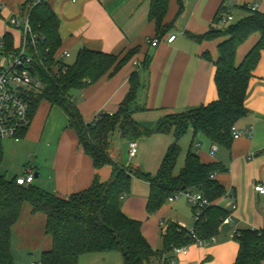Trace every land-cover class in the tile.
I'll return each instance as SVG.
<instances>
[{"label": "trees", "instance_id": "16d2710c", "mask_svg": "<svg viewBox=\"0 0 264 264\" xmlns=\"http://www.w3.org/2000/svg\"><path fill=\"white\" fill-rule=\"evenodd\" d=\"M169 1L150 0L149 18L156 24L157 39L167 29L164 19ZM179 4L182 8V0ZM222 8L223 4L215 21H221ZM241 8L246 14L224 29L190 34L198 41L227 36L218 45L219 55L215 61L217 99L184 112L165 114L150 129L135 118L136 113L147 110L139 98L148 88L145 75L149 72L150 56L145 57L142 70L130 76L129 91L118 109L112 115L101 112L95 120L86 121L74 100V91L106 74L115 73L135 55L137 49L120 57L83 47L75 60L67 63L58 55L62 45L59 19L48 0H27L22 5L21 14L27 15L33 30L42 35L38 45L30 48L36 74L43 83L41 92L34 97L31 105V122L43 100L61 108L68 116L69 127L76 132L84 151L92 158L95 169L108 165L112 173L107 181L100 180L96 175L88 188L68 197L59 196L34 182L21 185L16 177L10 179L1 172L4 148L0 137V264H15L12 236L25 204L30 205L32 213L46 216L45 233L51 238L52 245L42 252L41 264H78L84 254L115 251L122 254L124 264H157L163 256L173 259L175 247L189 246L196 242V238L210 241L220 234V228L230 213L217 202L228 192L215 176L227 173L229 167L221 161L203 162L197 140L202 135L212 145L230 147L234 139L233 126L248 112L246 96L249 83L264 49V12L247 4ZM257 32L260 33L259 40L238 63L239 46ZM15 50L13 36L7 33L2 40L0 55ZM204 57L212 60L207 51ZM28 128L20 134L21 138ZM116 128L129 141L155 134H172L173 141L157 174L128 166L111 156L110 135ZM190 129L193 138L184 165L176 172L182 153L181 141ZM133 177L150 185L146 204L148 214L156 213L170 197L184 192H199L210 204L202 209L199 218L194 212L195 224L191 230L177 222H167L161 228L163 248L155 250L143 234L142 221L129 217L122 210V200L130 194ZM234 239L238 244V253L232 264H264V228L240 229Z\"/></svg>", "mask_w": 264, "mask_h": 264}, {"label": "crops", "instance_id": "0c3cea01", "mask_svg": "<svg viewBox=\"0 0 264 264\" xmlns=\"http://www.w3.org/2000/svg\"><path fill=\"white\" fill-rule=\"evenodd\" d=\"M26 1L5 0L4 4L0 5V40L2 42L7 33L11 34L15 48L20 45L23 34L21 28L11 26L10 18L15 13H21V7ZM234 1L237 6L247 4L251 8L256 6L257 10L264 12V0H182V8L179 0H170L164 19L167 29L158 38V44L153 46L151 41L156 37V24L149 18L150 0H48L59 19L62 45L58 55L61 60L66 62V58L61 56L64 50H68L70 56L76 57L83 47L120 57L132 49H137L135 55L118 71L112 75L106 74L98 81L74 91V100L84 119L93 121L101 112H115L118 109L129 91L130 76L133 72L142 70L146 56L151 57L149 72L145 75L148 88L140 96L139 101L147 110L136 113L135 117L139 114L156 113L158 121L168 112H184L216 100L218 91L215 83V61L219 55L218 45L227 36L198 41L190 34H203L216 29L215 16L220 6L223 4L222 13L230 14L227 11H230V5ZM245 14L246 12L243 16ZM173 34L176 38L169 42L167 37ZM259 38L260 33H254L239 46L238 63ZM206 51L211 54L212 60L204 57ZM46 102L47 104L44 103L42 108L36 110L24 137L19 140L11 138L15 142H20L22 168L12 177L9 169L3 168L2 163L1 172L11 179L22 175L26 166H31L35 174L34 183L36 178H40L38 186L62 197H68L88 188L96 175L100 180L107 181L111 176L112 168L107 165L95 169L92 158L84 151L76 132L69 127L66 113L61 108ZM246 107L248 112L236 123V128L242 131V135L234 138L227 149L225 146L214 144L218 147L217 151L224 147L222 150L226 155L218 157L217 151L213 154L212 143L202 135L198 136L197 148L203 162L221 161L229 167L227 173L216 174L215 178L224 184L228 197L236 203L237 207L234 211L237 210L236 213L239 214L237 190L246 184L253 188L251 195L253 194L258 202L255 213H259L258 217H261V214L264 215V206H261L260 202L264 195L258 194L254 190V185L264 182V49L249 83ZM186 136L189 148L193 138L192 129ZM154 137L172 138L170 142L173 141L172 134ZM117 139L119 138L113 140L109 148L114 159H117L114 151ZM202 142L207 143L208 147L200 151ZM171 143H165V154ZM30 145L33 151L26 152ZM140 145L137 143V153ZM128 146L129 143L126 142L125 153L121 152L120 160L117 159L119 162L124 163L130 157ZM146 185L147 189L144 192L138 195L129 194L123 198L122 210L129 217L142 221L144 236L153 249L160 250L163 248L161 228L166 224L163 218L167 222H177L185 227L178 220L184 212L176 202L172 201L174 204H165L155 215L149 217L146 204L150 185L148 182ZM224 198L219 201L223 207ZM174 206L176 215L173 217L172 213L170 217ZM36 222L42 223L44 230L46 216L41 213L34 214L30 206H25L14 229L19 234ZM240 229L243 227L237 224L234 233L230 236L225 234L219 239V234L213 245H210L212 242H208L200 248L190 244L187 254L181 255L177 264H198L203 261L204 264H232L238 253V244L234 235ZM45 242L43 251L52 245V240L48 236ZM22 246L27 248L25 245Z\"/></svg>", "mask_w": 264, "mask_h": 264}, {"label": "rangeland", "instance_id": "374dc122", "mask_svg": "<svg viewBox=\"0 0 264 264\" xmlns=\"http://www.w3.org/2000/svg\"><path fill=\"white\" fill-rule=\"evenodd\" d=\"M230 14L233 15L234 19L229 22H222V21H216L214 24V27L216 29H224L232 22L237 21L240 19L245 11L240 6L236 5V2H232L230 5ZM225 11V12H226ZM2 46V42L0 40V48ZM242 51V48H241ZM240 51V52H241ZM239 52V55H240ZM75 59V56L72 55L68 58H66L67 63H72ZM44 103L47 104L46 101H41L37 110L42 108ZM58 109V108H57ZM60 110V109H58ZM60 112H62L60 110ZM172 112H168L167 114H170ZM64 114V113H63ZM137 121H139L145 128H154L156 125V119L158 118V114L156 113H149V114H139L137 117H135ZM163 134H155L153 136L141 138L137 140L139 147V151L136 156H130L128 155V160L124 162L125 164H128V166H132L134 168L140 167L145 170L149 171L151 174L155 175L159 171V168L161 166V163L164 158L165 154V143H171V139L167 137H154V136H160ZM116 138L117 141L115 142V156L117 159L120 160L121 152L125 153L124 151V145L126 142H130L127 138H124L121 136L119 129L116 128L111 132L110 135V141L111 143ZM159 138V139H158ZM188 137L185 136L181 141V148L182 153L179 159V162L177 164L176 172L179 170L180 167L184 164V158L188 151ZM125 140V141H124ZM3 148H4V162H3V168L7 167L9 169L11 176L13 177L15 173H18L20 169L22 168V155H21V148H20V142H15L13 139L8 137L2 138ZM167 146V144H166ZM206 147H208V144L205 142L201 143V146L199 148L200 151L204 150ZM221 147V150L217 151V156H224L226 155V152L223 154V150ZM226 148V147H225ZM227 149V148H226ZM225 150V149H224ZM33 151L32 145H30L26 152ZM35 158V157H34ZM30 163H33V159L30 160ZM40 178L35 179V184L38 185V181ZM147 189L146 182L138 180L136 177L132 178L131 188H130V194H136L137 195L141 192H144ZM135 191V192H134ZM251 192H253V188L250 186H247L246 184H243L239 190H237V197H238V209L239 214H237V210L234 211L231 206V199L227 197L224 198L222 201V205L229 211L230 214H232L231 218L232 220H225L222 224V227L220 228V236L219 239L222 237V235H229L233 234L235 231L236 225H240L241 227L245 228H252L257 227L261 228L264 227V215L256 214L255 209L257 208V200L255 197H253V194L251 195ZM134 194V195H135ZM179 198V199H178ZM177 199L174 200V203L176 202L178 204V207L183 209V214H181V217L178 218L180 223L184 225L187 229H192L195 224V215L194 211L196 209V206L192 204L188 198L185 195H180ZM221 199V198H220ZM220 199L217 201L219 204ZM174 204L173 202H167V204ZM261 206H264V197L262 198V201L260 202ZM25 206H30L29 204H25ZM23 207V209H24ZM31 208V207H30ZM176 208L174 206L173 211L170 214V217H172V213L174 214L173 217L176 215ZM234 211V212H233ZM158 212V211H157ZM156 212V213H157ZM156 213L148 214L149 217H152ZM164 223H167V220L163 218ZM255 224V225H254ZM29 229H24V231L19 232L15 230L14 236H13V242H12V253L14 257V263L15 264H31L32 262H40L41 255L43 252V246L46 245L45 239L47 238V234L45 233V229L43 230L42 223L36 222L34 224H31V226L28 227ZM48 238H50L48 236ZM51 239V238H50ZM216 242L213 241L210 245L215 244ZM193 244L197 245L198 247L202 248L201 245H199L197 242H194ZM22 245H25L27 248H24ZM161 246V241H160ZM178 261V259H177ZM204 262V261H203ZM78 264H124V258L120 252H110V253H103V252H94V253H88L84 254L80 257Z\"/></svg>", "mask_w": 264, "mask_h": 264}, {"label": "built area", "instance_id": "2783aa9c", "mask_svg": "<svg viewBox=\"0 0 264 264\" xmlns=\"http://www.w3.org/2000/svg\"><path fill=\"white\" fill-rule=\"evenodd\" d=\"M4 2L5 0H0V5H3ZM252 8L256 9V6ZM233 19L234 17L232 14L221 13L222 22H229ZM10 24L11 26L21 28L23 37L20 45L16 47L14 52L0 55V137L19 140L21 138L20 134L30 125V112L33 99L43 88V83L36 74L34 58L30 52L31 47L35 48L38 45L42 39V35L33 30L27 15L21 13L13 14L10 18ZM175 38L176 35L173 34L167 37V40L172 42ZM158 42L159 40L154 38L151 44L156 46ZM70 55L68 50H64L61 53V56L64 58H68ZM109 114L112 115L113 112H109ZM232 132L234 138H239L242 135V131L237 129L236 126H233ZM128 147L129 155L135 156L137 153V142L130 141ZM217 148V145H213L211 152L214 154ZM34 177L33 167L26 166L24 168V173L17 176L16 181L21 185L30 184L34 182ZM254 190L258 194L264 195V182L256 183L254 185ZM180 195H185L188 200L196 206L194 211L196 218H199L202 209L210 204L199 192L180 193L170 197L169 201H174ZM231 206L233 210L237 207L233 200H231ZM231 216L232 214L225 220H231ZM191 234L196 238L195 233L192 232ZM213 241H215V238H212L210 241L196 238V242L201 246ZM187 252L188 246L175 247L172 251L175 256L173 259H168L166 256H163L157 264H165L166 262H169V264H177V259L181 255L187 254ZM31 264H41V262H32Z\"/></svg>", "mask_w": 264, "mask_h": 264}, {"label": "water", "instance_id": "95a60500", "mask_svg": "<svg viewBox=\"0 0 264 264\" xmlns=\"http://www.w3.org/2000/svg\"><path fill=\"white\" fill-rule=\"evenodd\" d=\"M211 32L219 31V29H211Z\"/></svg>", "mask_w": 264, "mask_h": 264}]
</instances>
